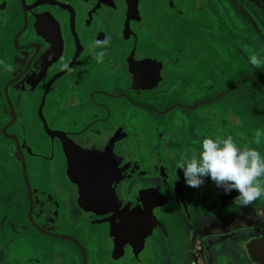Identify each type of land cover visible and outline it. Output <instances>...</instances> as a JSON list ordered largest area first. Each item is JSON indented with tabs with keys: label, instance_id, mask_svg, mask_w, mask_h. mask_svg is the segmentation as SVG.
I'll return each instance as SVG.
<instances>
[{
	"label": "flooded vegetation",
	"instance_id": "1",
	"mask_svg": "<svg viewBox=\"0 0 264 264\" xmlns=\"http://www.w3.org/2000/svg\"><path fill=\"white\" fill-rule=\"evenodd\" d=\"M182 2L202 3L212 11L213 5H220L216 0H0V160L12 165L2 163L0 177H6L10 184L18 183L14 193L20 196L19 201L23 199L17 208L21 222L10 223V231L16 235L14 243L30 239L31 248L44 239L68 244L79 264H93L88 244L64 226L89 234L92 229L98 231L97 222L102 221L110 234L108 220L113 218L117 232L127 227L129 240L135 237L133 240L138 241L152 218L146 232L154 249L163 240L157 237L162 233L157 224L160 217L155 213L161 200L181 213L191 211V219L199 203L204 213L220 206L218 188L212 183L213 190L206 191L208 195L197 204L193 189L184 184L175 168L179 150L171 148L174 141H164L168 131L162 119L171 118L174 111L183 114V110H197L214 100L206 95L200 101L163 105L172 89L182 84V72L170 81L168 72L170 68L182 70L188 39L186 36L168 49H155L151 42L159 29L150 24L149 17L158 14L185 20ZM223 3L246 34H241V40L232 29L229 34L237 41L222 43L242 45V51L255 50L253 55L261 61V73L255 81L261 83L264 92V0ZM159 27L161 32L167 29L162 22ZM98 52L103 53L99 63L94 61ZM190 52L196 53V49ZM195 61L187 63L185 71L194 69ZM3 65L11 66V71L4 70ZM182 94L180 91L176 98ZM185 117L188 122L195 119L193 113ZM141 128L138 134L143 133L145 140V132L155 139V144L143 142L144 153L135 147L134 134ZM198 141H190L197 151ZM78 169L83 175L80 178L91 181L89 189L74 181ZM40 171L50 175L44 178ZM7 192L0 185V195L4 197ZM84 195H95L102 201L108 195L109 203L105 199L104 206L102 201L95 206L85 204L89 213H84L76 205ZM259 203L261 207L251 211V225L208 220L189 232L190 264H221L222 254L215 257V251L228 238L242 240L244 246L238 249L247 254L248 264H264V201ZM10 207L0 196V212ZM49 213H54L56 224ZM97 214L103 215L90 217ZM73 216L81 220L76 222ZM216 224L219 226L213 227ZM7 246L0 243V264H18V251L3 263ZM103 246L108 249L106 243ZM158 256L161 254L153 255Z\"/></svg>",
	"mask_w": 264,
	"mask_h": 264
},
{
	"label": "rangeland",
	"instance_id": "2",
	"mask_svg": "<svg viewBox=\"0 0 264 264\" xmlns=\"http://www.w3.org/2000/svg\"><path fill=\"white\" fill-rule=\"evenodd\" d=\"M216 1L220 2V5H213L215 6V11L208 10L202 3L188 5V3L182 2L181 8L184 6L182 9L185 20L182 18L180 20L174 19L169 15L161 17L158 14L149 17L152 22L150 24L159 29L158 33L153 32L156 34L152 38L151 43L155 49H168L172 43L179 42L186 36L185 40L188 39L186 47L190 50L196 49V53H192L190 50L187 51V48L186 52H183L182 57L186 63L181 71L176 68L169 69V81L180 75L181 72L183 73V77H181L183 81L181 85L172 89V94L166 96V101L163 105L167 103L173 104L177 101H193L194 99L200 101L206 95H208L207 99L214 98L213 101H207L208 103L200 105L197 110H183L184 115L179 111H174L171 114V118L166 119V121L162 119L161 122L167 124L165 128L168 131L167 138L165 137L164 141L165 143L169 142V140L175 142H172L171 145H175L171 148L179 150L178 158L185 155H197L198 151L192 148L193 145L190 144V141H198L206 135L213 136V133L215 134L214 137L218 138L231 135L239 145L248 143L264 153V92L263 87L260 86L261 83L255 81L256 77L261 73V69L259 70L260 67L258 66V62L261 61L253 55L254 49L244 48V51H242L240 50L242 45L238 47L235 44L230 46L222 43V40H231V43L237 41L233 37L234 34H229L232 29L238 32L241 40V36L244 33L246 34V32L240 29L241 22L236 21L232 10L223 3V0ZM161 22L164 26L166 25L167 29L165 32H161L163 29L159 27ZM155 49L151 50L156 52ZM94 61L96 60L94 59ZM191 61L196 62L195 68L193 66L194 69L190 67L188 71H185L188 67L187 63ZM248 61H252L257 67H253ZM112 70L114 71V69L110 71ZM184 82L187 84H184ZM118 84L120 85L121 82H118ZM234 87L235 89H232ZM175 88L178 89L176 90ZM231 89L232 91L228 95L215 99L218 94H225L227 90ZM180 91L183 94L177 99L176 95ZM51 113L49 111L50 115ZM190 113L194 114L195 119L192 118V121L188 122L185 116ZM152 123L154 124L153 120ZM141 124L144 126L145 122ZM181 125L182 128L180 127ZM142 130V128L139 129L134 136L135 147L137 146L144 153L146 146H141L144 144L143 142L147 140V142L155 144V139L153 135L151 136V134L145 132L147 135L145 140L143 133L138 134ZM176 132L179 135H176L178 139H175ZM257 138L259 142L253 144L252 141ZM38 162L36 161L37 166L39 165ZM2 163L12 168V165L0 160V165ZM11 168H9L11 176L14 177ZM6 171L10 173L9 170ZM40 172V176H45L44 178L50 175L44 171ZM179 173L181 174V171ZM5 178L3 176L0 177V180H2L0 185L1 188L8 192L4 197H2V194L0 196L11 207L6 208V212H0V233L2 232L0 234V243L9 244L5 252H3V263H7L8 259H12L14 251H18L21 254L18 264H31V260L34 259L33 264H79L73 253L74 251L71 250V246L68 244H56L53 241L44 239L32 246V250L30 239L24 242L17 240L14 243L16 235L13 231H10V223L13 221L21 222V213L17 208L21 206L20 203H23V199L19 201L20 196L14 193L15 186L18 183L15 184L14 181L10 184ZM182 181L184 182L183 179ZM211 183L213 184L207 177H204V182L201 186L197 188L189 187L193 189V198L197 201V204L199 200L201 202L205 195H208L206 191L213 190ZM215 188L217 187L215 186ZM260 201H264V199L256 200L249 206L240 208H236L232 205V201H229L224 208L215 206L209 213H204L202 205L199 203V209L193 212V218L191 219V211L186 212L185 210V212L181 213L177 207H171L166 201L161 200V204L155 210V213L160 217V221L156 222H158L157 224L162 233L161 236L157 237H161L163 240L162 245L154 249L151 242H149L150 233L146 232V229L143 234H139L140 238L138 241L131 242L123 249H116L114 240L106 231L105 223H102V221L97 222V224H100L98 231L97 228L92 229L89 234H83L72 227L65 228L66 226H64L63 228L72 235L76 236L77 234L78 240H83L88 244L87 251L90 254L88 257L93 264H190L192 257L190 255L191 241L189 232L191 233L195 229L204 226L208 220H212V222L217 220L219 223L240 221L241 223L238 224L241 226L242 224L243 226L244 224L251 225L254 220L251 211H254L256 207H261L259 205ZM53 214L49 213L48 217L56 224L55 215ZM95 216L101 215H90L91 218ZM72 218L76 222L81 220V217L77 216ZM88 220L89 218L87 217L86 222ZM216 226L219 225H213V227ZM241 241H236L235 238H228L223 243H219V249L215 251V257L220 256V253L222 254L221 257L224 261L221 264H248L247 254H242L238 249L240 247L242 250L244 246ZM103 243L108 245L109 250L104 248ZM235 243L238 245L235 246ZM154 254H161V256L154 258Z\"/></svg>",
	"mask_w": 264,
	"mask_h": 264
},
{
	"label": "clouds",
	"instance_id": "3",
	"mask_svg": "<svg viewBox=\"0 0 264 264\" xmlns=\"http://www.w3.org/2000/svg\"><path fill=\"white\" fill-rule=\"evenodd\" d=\"M102 55V52L96 54L98 63ZM3 68L11 71L9 65ZM258 142V138L252 141L253 144ZM175 168L181 171L188 187L201 186L207 177L225 195L234 190L236 195L231 203L236 208L264 199V153L248 143L239 145L231 135L204 136L198 141V154L181 157L175 162Z\"/></svg>",
	"mask_w": 264,
	"mask_h": 264
},
{
	"label": "water",
	"instance_id": "4",
	"mask_svg": "<svg viewBox=\"0 0 264 264\" xmlns=\"http://www.w3.org/2000/svg\"><path fill=\"white\" fill-rule=\"evenodd\" d=\"M80 170L81 169H78L77 171H75L78 174V176L76 177V179L74 181L76 183H78L80 185V187H81V184H82L83 188L89 189L90 188V185H91L90 184L91 181H89L87 179L80 178V176H83ZM235 195H236V192L234 190L233 191H230L227 195H225L220 188L217 189V199L219 201L220 206H223L227 202L232 201V197H234ZM98 198L99 197H96L95 195H84V196H80L77 199V201H76L77 208H79V210H81L84 213L85 212L86 213L87 212L89 213V211L86 209V207L88 205L95 206V203L96 202L102 201V200H99ZM102 199H104V200L106 199V202L109 203L108 195L106 197L102 198ZM104 200L102 201V206H104V204H105L104 203L105 202ZM85 204H88V205H86V207H85L84 206ZM109 208H106V210L109 209ZM111 210H112V208H111ZM94 213H98V212H94ZM103 214H105V213H103ZM103 214H97V215H103ZM117 220L118 219L116 218L114 221L116 222ZM149 220L151 221V223L148 224V226L145 228L146 230L148 228H151V224L154 221L152 218L149 219ZM108 223H109V226H110V231H109L110 232V237L113 238V240H114L115 248H118V246H119L120 249H123L124 246L129 245V243H131L133 241H136V240H133V238H135V237H132L131 241L129 240V236H128L129 235V231L127 230V227L124 228V229H122L120 232H117L116 231V228L114 226V223H113V218H109ZM253 259L254 258H252V261L254 263H257V261H254Z\"/></svg>",
	"mask_w": 264,
	"mask_h": 264
}]
</instances>
